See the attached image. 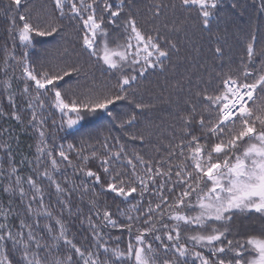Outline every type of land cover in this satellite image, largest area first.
I'll return each instance as SVG.
<instances>
[{"label": "snow or ice", "instance_id": "6c2138e0", "mask_svg": "<svg viewBox=\"0 0 264 264\" xmlns=\"http://www.w3.org/2000/svg\"><path fill=\"white\" fill-rule=\"evenodd\" d=\"M253 4L232 67L226 0H4L0 119L31 129L35 153L0 126V264H264ZM34 36L64 40L56 62L35 67ZM88 119L107 122L58 142Z\"/></svg>", "mask_w": 264, "mask_h": 264}, {"label": "trees", "instance_id": "16d2710c", "mask_svg": "<svg viewBox=\"0 0 264 264\" xmlns=\"http://www.w3.org/2000/svg\"><path fill=\"white\" fill-rule=\"evenodd\" d=\"M34 2L39 3L41 2V0H34ZM244 2L247 5L246 9H231L230 7L231 0H226L225 10H222L221 12L222 19L218 24V27L220 29H224L226 27L228 29L229 35L227 39V45L230 46L229 55L231 57L232 67L240 66L242 59L246 57L245 47L247 40V26L250 22V17L255 12V6L253 4V0H244ZM3 7H4V0H0V45H3L6 39L5 29L8 26L6 16L3 14ZM225 16L228 17L229 22L227 24L223 20V17ZM260 19L264 20V17H260ZM257 35L260 38H258L257 40V55L254 56L253 58L254 67L252 64L249 65V67L252 68V70L255 72H258L260 68L264 66V62H262L264 61V58H262L259 55V47L261 45H264V31L258 33ZM66 39L70 40L72 43H76L74 31L71 32V35ZM8 43L10 45L11 41L9 40ZM34 43H35V47L31 49V59L34 62L35 67L39 69L41 65L47 66L50 62L51 63L56 62L58 53L55 51V49L59 45L63 44L64 40H61L60 37L34 36ZM209 43H210L209 41H206L205 42L206 46ZM77 50H79L78 44H77ZM2 57H3V51L2 48H0V81L3 80ZM16 74L19 75V69H17ZM5 95L6 93L4 92L3 87L0 86V104L6 106L7 101L4 99ZM118 110H122V109L118 108ZM56 115L58 117L59 113L57 112ZM106 122H107L106 119H88L82 122V124L78 127V130L77 129L70 130L71 134L61 131L57 137L58 142L65 144H67L68 142H78L82 134L89 131L102 130L103 125ZM10 125L14 131V134L19 136L18 143L20 150L23 152L25 156L31 158V156L35 153L34 134L32 133V130L29 129L27 132L22 131L15 121H5L3 119H0V126L4 128H8ZM59 137H64V139L59 140ZM93 143H95V141H93ZM129 146L132 147L133 145L130 144ZM135 147L140 148L141 146L137 143ZM88 151H90V149H87L85 154H87ZM17 159H19V153L17 154ZM89 167H91L93 170H98L99 161L90 160ZM116 203H119V200H117ZM121 207H124V205H121ZM256 219L257 217L255 215L251 217V220H256ZM243 222L248 223L249 221L245 219ZM110 231L112 232L113 236H121V239L123 241L121 247H123L127 243V233L121 234L117 229H111Z\"/></svg>", "mask_w": 264, "mask_h": 264}]
</instances>
